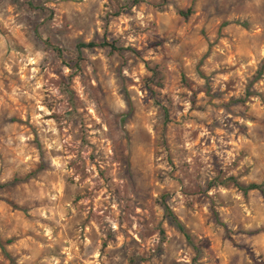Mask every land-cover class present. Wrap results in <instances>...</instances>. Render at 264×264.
I'll return each instance as SVG.
<instances>
[{"label": "clouds", "instance_id": "clouds-1", "mask_svg": "<svg viewBox=\"0 0 264 264\" xmlns=\"http://www.w3.org/2000/svg\"><path fill=\"white\" fill-rule=\"evenodd\" d=\"M0 264H264V0H0Z\"/></svg>", "mask_w": 264, "mask_h": 264}]
</instances>
